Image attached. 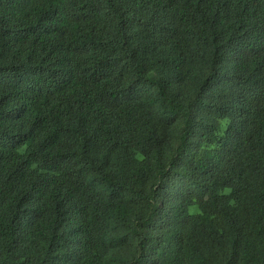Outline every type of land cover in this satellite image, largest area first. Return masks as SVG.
I'll return each instance as SVG.
<instances>
[{"label": "trees", "instance_id": "16d2710c", "mask_svg": "<svg viewBox=\"0 0 264 264\" xmlns=\"http://www.w3.org/2000/svg\"><path fill=\"white\" fill-rule=\"evenodd\" d=\"M0 264H264V0H0Z\"/></svg>", "mask_w": 264, "mask_h": 264}]
</instances>
